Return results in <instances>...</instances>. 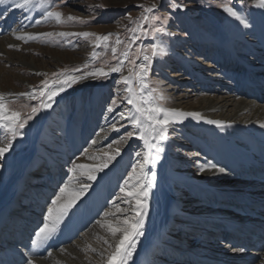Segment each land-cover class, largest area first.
<instances>
[{
  "label": "bare ground",
  "instance_id": "bare-ground-1",
  "mask_svg": "<svg viewBox=\"0 0 264 264\" xmlns=\"http://www.w3.org/2000/svg\"><path fill=\"white\" fill-rule=\"evenodd\" d=\"M23 2L24 0H5V3L0 5V14L5 11V15L0 18V95L4 96V102L8 106L10 105L8 101L20 99L25 103L40 102L41 107L34 114L35 118L28 130L29 133L27 132L29 136L26 149L19 151H14V148L10 149L4 157L0 158V264H9V257L13 264H108L109 256L114 253L120 239L124 238L123 233L119 232L113 236L108 225L125 226V219L129 224H133L136 219L134 201L129 203L132 198L121 191L124 187H121L117 182L118 165H121L122 162H117L120 152L115 150V141L111 139L116 134L115 125L120 117L116 112L106 113L100 117L97 115L99 108L96 109L92 104H89L87 108L82 105L77 108L70 124L69 118L71 117L69 114L67 115V127L70 126L71 130L68 131L71 133H67V130L65 132L60 124L58 125L61 122L60 119L66 115L62 111L63 114L60 117L61 111H59L55 129L57 134L54 139L57 143L49 145L52 136H47V129L53 125L51 119L55 117L50 110L60 104L59 100L69 93L68 90L73 84L64 82L69 78L75 79L76 82L86 78L94 81L105 76L89 75L91 72L100 70H95V65L99 60L94 58L95 55L88 54L83 56L84 58L88 56V59H85L83 70H75L71 74L62 76L60 79L48 83L47 87L45 84L39 89L34 88L30 83L32 80L28 78H31V75L33 78L44 77L43 65L50 64L51 60L57 57L55 54L49 53L48 62L47 60L44 62V58L40 54L36 57V53L25 46L26 41L39 37L46 38L43 35L45 33L52 34L53 31L43 32L31 28L30 19L39 13L37 19L42 22L57 20L46 16L48 11L46 0H33V3L23 9L16 7L18 3ZM226 18L228 24L221 32L219 43L218 41L214 42L213 46L220 50V43L228 44V49L222 47V51H232V55L235 57L231 56V58L239 59V48L249 51L247 46L250 44L243 43V40L252 42V39L256 44H259L256 54L263 59L264 16L256 22H253V18L256 17L250 16L252 20L248 28L228 14ZM64 21L62 18L58 25H63ZM50 24L52 25V23ZM17 36L24 38L17 39ZM66 36H69V33H66ZM47 39L49 38L47 37ZM96 47L105 51L110 47V43L101 39L98 40ZM159 48L164 49L166 54L169 52L165 47ZM10 49L14 52H10ZM48 52L50 51L48 50ZM81 54V52L75 53V60ZM177 57L183 65H188V61L184 57ZM119 62L114 67L120 66ZM138 62L142 61L138 60ZM234 64L235 62L232 61V65ZM240 68L242 67L237 66V69ZM110 69L103 71L108 73L109 77L119 75L118 80L121 82L120 89H122V77L128 76L129 73L111 72ZM248 69V74H250L248 76L255 77L253 70ZM185 74H188L190 79L194 78L196 83L183 89V102L176 103L171 98L169 99L171 103H167L165 106L168 108L165 109L182 113H199L200 119L183 116L174 118L170 124L193 134L191 136L187 133L186 136H190L195 148L201 152L199 158L202 159V162L198 161L199 163L194 164V167L199 169V177L193 179L189 177V172L186 169L177 170L179 164L171 160V157L166 156L164 151L160 152L159 158L156 159L155 148L149 150L142 140L144 151L141 154L140 163H143L144 153H149V160L143 165L144 179L145 182L151 181L153 186L147 200L148 208L144 224L140 229L142 235H129L125 239L126 247L132 252L126 264H168L167 262L171 264H212L213 261L227 264H264V249L255 251L252 244L254 241L264 242V127L260 126L264 124V102L259 103L261 96V99H264V78H260L259 83H256L257 88H255V84L250 82L253 79L234 76L231 78V84L234 89H238V92L230 91L231 95L227 96L229 98H215L221 96L219 90L216 91V95H212L211 90L207 89V81H203L199 76H197L198 78L193 77L189 71H186ZM45 77L47 78L46 75ZM61 87L64 88V91L59 92L53 100H48L46 95H40L42 92L47 93L49 90H58ZM222 88L223 84L220 89ZM20 90L27 95H21ZM204 90L209 93H202ZM125 94L128 96L126 91ZM152 94L153 91L147 89L140 95L150 104H158V101L154 103ZM163 94L160 93L158 99L163 97ZM191 95L199 96V98L192 99ZM30 96H35V98L30 99ZM187 100H192L193 105L189 104ZM45 104L51 106L44 107ZM127 109L131 116L136 114L132 105L124 110ZM207 121L219 122L221 126H217L216 123H207ZM61 124L65 125V122ZM92 131H96L99 136L98 140H88ZM136 133L139 137V130L136 129ZM2 140H4V132L0 129V141ZM150 142L163 148L164 141L150 140ZM42 143L49 145L51 150H46L47 145ZM195 144L200 147H196ZM57 154L63 155L58 160L59 168L54 164ZM14 155L17 156L11 159ZM109 157L114 158L109 159ZM105 162H107V166L99 171L98 169ZM79 165L86 167L79 168ZM213 165L215 167H211ZM37 166H40V169L34 173V168ZM201 168L204 171H201ZM220 169L224 171L220 172ZM90 172L95 176L92 180L88 179ZM33 174L35 175L32 176ZM152 174L156 176L154 181L151 179ZM58 177L59 180L61 177H65V185L68 186L60 204L67 203L71 193L82 192V194L63 217L56 232L46 240L33 243L36 240V232L43 227L45 220L54 219L57 214V206L53 205L52 201L61 195L62 188L53 190L57 185L55 179ZM165 177L172 178V181L166 183ZM135 183L136 181L132 180L129 187ZM170 184L179 190L168 191ZM51 185L54 187L52 188ZM83 185H89V187L84 189ZM116 188H119V193L122 192L126 199H123L125 202H121L122 199L117 201L120 205H127L126 208L119 210V215H123L124 218L116 217L112 212H108L104 214V219L100 218L97 221L103 225L104 231L90 229L81 236L77 235L81 230L82 222L88 219L92 211L97 210L101 202L104 201L102 198ZM165 189L167 192H164ZM47 191L55 192L51 201L53 217L48 218V213H46L38 223L37 214L32 213L31 210L39 211L41 203L47 200L44 195V192ZM181 192L184 197L199 202L201 207L202 205L205 207H202V210L196 208L198 209L195 211L197 216L209 215L211 221L182 215L186 214L185 208L189 209V205H185V208L184 205L180 206L182 204L180 202L182 200ZM193 209L194 207L191 208V210ZM239 210L244 211L242 213L245 217L230 218L235 214L234 212ZM210 211L213 213L210 214ZM215 211L221 213H215ZM129 213H132L131 217L128 216ZM168 216L174 218L172 222L175 223L172 224V227L169 225L172 223L171 219L167 224H164ZM222 216L230 218L231 221L215 218ZM224 222L230 226L224 225ZM237 223L245 225H236ZM171 232L176 234L179 239L173 236L171 239L168 236ZM75 235L78 239L74 245L65 246L67 239ZM158 238L160 239L158 240ZM247 238H250L251 243L243 244ZM191 239L212 245L202 246V243L197 241L189 251L183 249L182 247ZM180 240L181 243L178 242ZM157 241L166 244L167 247L170 246L174 251L169 250L168 253L163 254L164 251H158L156 248L158 254L155 255L160 258L157 257V262H150L151 259L149 260L147 257ZM217 241L220 244L213 245ZM96 244H100L104 248L96 249L94 247ZM245 246L247 249H244Z\"/></svg>",
  "mask_w": 264,
  "mask_h": 264
},
{
  "label": "rangeland",
  "instance_id": "rangeland-1",
  "mask_svg": "<svg viewBox=\"0 0 264 264\" xmlns=\"http://www.w3.org/2000/svg\"><path fill=\"white\" fill-rule=\"evenodd\" d=\"M46 1V9L48 11L60 12L62 14L61 19L63 18L66 22L64 21L63 25H58L57 21L42 22L37 19L39 17V13H37L30 19L29 25L31 28L39 29L43 32L53 31L51 35H48L49 33H45V35L43 36H46V38L39 37L37 39H32L31 41H26L25 46L29 50L34 51L36 53V57L40 54L41 57L44 58V62L45 60H47L48 62L50 55L49 53H52L53 55L55 54V57H57L56 59L51 60L50 64L47 63L43 65L42 70L47 78L45 77V75L44 77L36 78H33V75H31L32 77L30 76L31 78H28L32 80L30 81V83L34 86V88L39 89L43 85L51 83L52 81H56L62 76L71 74L75 70H83V68H85V59H88V56L86 58H84L83 56H86L88 54L95 55L94 58L99 60V62H97L95 65V70H109L111 67H114L118 63V61L124 60L123 54L126 51L128 52L129 58L134 59L138 50L142 49L147 51L152 45L165 47L167 48V50H169L166 55L159 57V59H156L158 57L152 59L150 67L148 69L147 78L149 89L153 91L152 98L154 103L158 101V105L163 107L164 109L168 108V106L165 105L167 103H171V100H169L171 98L175 100L176 103L183 102V89H185V87L187 86H190L191 84L196 83L194 78L190 79V76L188 74H185L186 71L191 72L193 74V77L195 78L199 76L203 79V81H207V89L211 90L210 92L212 95H216V91L219 90L221 92V94L219 95L221 96H217L215 98H229L227 96L231 95L229 94L230 91L238 92V89H234L231 84V78H233L234 76H239L241 78L248 77L250 79H253L250 80V82L255 84V88H257L256 83H259L258 81H260V78H264V58L261 59L256 54V51L259 48V44H256V42H254L252 39V42L243 40V43L250 44L247 46V48H249V51L239 48V59L231 58V56L235 57L234 55H232V51H222V47L228 49V44L220 43V50L213 46L214 42L218 41L219 43L221 32L228 24L226 18L227 13L223 11V5L227 4L228 6L233 7V9L237 11L238 15H240L249 24L252 20V18L250 19V16L256 17L253 18V22L262 19V17L264 16V9L256 8L254 6V0ZM174 2L183 4V10L177 9L176 11H173L170 5ZM153 4L157 5L154 13H144L143 9L141 7H138V5L150 7ZM3 15H5V11L1 12L0 18H2ZM144 15H148L149 17L155 15L158 17L156 20L149 19V21L143 23L145 31L151 33L153 27L155 26L162 27L163 32L159 34H150L148 36L134 33V29L137 27L138 23H141V17ZM68 16H73L77 19L68 20ZM129 17L131 18V20H129ZM165 18L167 19L166 23H164ZM15 23L16 20L14 21V24ZM50 23H52V25ZM85 32L92 35H89L88 37L80 35ZM61 33H69V36L60 35ZM134 35L137 38L133 41L132 38ZM103 36H109V39L107 41H109L110 43V47L105 51L100 50L96 47V44L98 43L96 37ZM47 37L49 39H47ZM117 38H119V40L122 42L119 45L116 44ZM112 47H116L117 49V53L115 56H113L112 54ZM48 50L50 52H48ZM10 52L14 51L11 50ZM77 52H81L83 55L81 54V56L79 58L77 57L78 59L75 60L74 54ZM177 56L184 57V59L188 61V65H183ZM138 60H141L142 62H138ZM232 61L235 62L234 65H232ZM141 63H143L142 58L136 59L137 65ZM129 66L130 65L128 61L124 60L122 70L124 74L128 73ZM237 66L242 68L237 69ZM248 68L253 70V75H255V77L252 78V76H248L250 75L247 71L249 70ZM118 78L119 75H112V77L105 76L98 78L97 80L95 79L94 81H92L90 78H86L73 83L72 87L68 90L69 93L64 95L62 99L59 100L60 104H58L56 107H52L50 110L55 115V117L51 119V124L53 125L50 124L51 127L47 129V136H52L49 145L52 146L54 145V143H57L56 141H54V139L56 138L55 135L57 134L55 132V129L57 127V119H59V111H61L60 117L63 114L62 111H64V114L66 115H64V117L60 119L61 122H59L58 125L60 124L65 132L67 130V133H71L68 132L70 130V126L69 128L67 127V115L69 114V116L71 117L69 118L70 124L72 123L73 117L75 116V112L78 110L77 108L82 105L87 108L89 104H92L96 109L99 108L97 115L100 117H103L106 113L109 114L112 112H116L117 115H119L120 120L117 122V125H115L116 134H114L111 140L115 141V150L120 152L119 156L117 157V162H122L121 165H118L119 174L118 177L116 176L117 182L121 187H125V181L129 180V175L132 173V169L141 162L140 160L142 156H137L136 153L140 152L142 154V152L144 151V147L142 140L137 136L136 129L132 127L131 120L128 119V117H131L129 109L124 110L126 107H129V104L126 100L127 96L124 90L125 85L123 84V88L120 89L121 82H119ZM221 84H223L222 89H220ZM134 86L137 89L139 87L137 83ZM252 90H254V88H252ZM19 92L20 94H23L22 90H20ZM160 93L165 94H163V99H158ZM202 93L209 92H205L204 90ZM261 97L259 103L264 102V99H261ZM190 98L198 99L199 96L197 97L191 95ZM113 101H115V103H113ZM8 103L10 104L9 107L11 109L17 110L22 114V119L31 114V108L35 107L39 110L41 107L40 102L25 103L20 99L8 101ZM141 103H143V101H141ZM188 103L193 105L192 100H189ZM109 108H111L112 111H109ZM120 113H123L124 115L121 116ZM34 118L35 115H33L32 119H30L31 121H27L24 128L22 129L23 131L21 132V134L12 141V150L13 148L14 151L26 149L29 136L28 130L30 129ZM63 122H65V125L61 124ZM128 132L134 133L131 138L127 137ZM187 133L188 135H191V132H187L173 125L168 126L167 139H165L164 143H162L163 149L166 153V156L171 157V160L179 164L177 170L186 169L189 172L190 178L197 179L199 177V169L197 167L195 168L194 164L202 162V159L199 158V155L201 156V152H198L199 150L195 148L190 136H186ZM73 137L75 138V136ZM98 138L99 136L98 134H96V131H92L88 137V140H98ZM43 145L47 144L44 143ZM49 145L46 146V150L50 148ZM196 147L200 146L196 145ZM17 155L12 156L11 159H14ZM62 156L63 155L60 156V154H57V162L54 161V164L57 167L58 165L60 167V162H58V160H60ZM116 163H114V165H116ZM39 169L40 166L34 168V173H37ZM34 175L35 174H33L32 176ZM54 177H56V175ZM165 178L166 183H168V181H172V178L170 177ZM65 180V177H61L60 180L59 177L58 179L56 178L55 181L57 185L53 190L63 188V186L65 185ZM51 187L53 188L54 185H51ZM118 189L119 188H116L115 190L110 191L109 193H107V195H105L104 198H102L104 201L101 202V205L97 208V210L92 211L89 214L88 219L85 222H82V226L80 227L81 230L77 235L81 236L90 229H96L99 232L101 230L104 231L105 229L103 228L102 224L97 223V221L100 220V218L104 219V214L108 212H112L116 217L120 216L119 210L121 208H126L127 205L123 206L120 205L119 202H117L120 199H122L121 202H125L124 200H126L122 192L119 193L120 190L118 191ZM178 190L179 189L174 188L172 184L168 186V191ZM164 192H167V190L165 189ZM44 193L47 200L41 203L39 211L35 212V209L31 210L32 213L37 214L36 220H38V223H40L42 217L49 212V209H51V201L53 200L52 196L55 195L54 191H47ZM99 198L96 199L98 200ZM180 202L182 203L180 206L184 205V208L186 207L185 205H189V209L185 208L186 214L182 215L188 216L189 218L200 217V219L202 220L211 221L208 217L209 215L201 217L195 214V211L198 210L196 208H199V210H202V207L205 208L203 205L201 207V203L194 202L192 199L184 197L183 193L182 200ZM193 207L194 209L191 210V208ZM242 212L244 211L239 210L237 212H234L235 214L231 215L230 218L238 219L245 217L243 215L244 213ZM211 213L213 212L210 211V214ZM215 213L221 212L215 211ZM131 214L132 213H129L128 216L131 217ZM120 218H124V216L121 215ZM215 218L231 221L230 218H225L223 216ZM170 219L171 222L174 220L173 217L171 218L168 216L166 221H164V224H167ZM174 223L175 222L169 224L170 227H172V224L174 225ZM213 223H215V221H213ZM223 224L230 226L226 222H224ZM236 225L245 224L237 223ZM107 232L109 233V231ZM77 235L70 239H67L65 243L66 245H64H74L75 241L78 239ZM168 236L171 237V239L172 236L179 239V237H177L176 234H172V232ZM108 237L110 240V236ZM159 239L160 238H158V240ZM197 241L200 242V240L191 239L187 241L182 248L188 249L189 251L190 248L194 246V242ZM178 242L181 243V240ZM217 244H220V242L217 241L213 243V245ZM201 245L211 246L212 244L203 242ZM94 247L96 249L104 248V246L100 244H96ZM156 248H158V251H164L163 254L168 253L169 250L174 251L170 246L167 247L166 244L157 241L151 248L149 252L150 254L148 253L149 255L147 258H149V260L151 259L150 262H157L158 260V256L155 255L158 254ZM91 257L93 258V255ZM196 259L199 260L198 258ZM164 260L166 261V259ZM200 261L203 263L201 259ZM167 263L171 264L169 262Z\"/></svg>",
  "mask_w": 264,
  "mask_h": 264
},
{
  "label": "snow or ice",
  "instance_id": "snow-or-ice-1",
  "mask_svg": "<svg viewBox=\"0 0 264 264\" xmlns=\"http://www.w3.org/2000/svg\"><path fill=\"white\" fill-rule=\"evenodd\" d=\"M5 3V0H0V5H3ZM31 3H33V0H24L23 3H18L16 5L17 8H25L29 6ZM254 6L259 9H264V0H254ZM138 7H141L144 11V13H154L156 10L157 5L153 4L150 7H144L143 5H138ZM173 11H176L177 9L183 10V4L179 2H174L170 5ZM223 11L226 12L229 16L234 17L236 20L240 21L241 24L245 28L250 27V25L240 16L238 15L237 11L233 9V7L228 6L227 4L223 5ZM47 17L55 18L57 22L61 20L62 14L58 11H47L46 12ZM158 17L155 15H152L149 17L148 15H144L141 17V23L137 24V27L134 29V33H139L143 36H148L150 34H159L163 32L162 27H153L152 32H147L144 30L143 23H146L149 21V19L156 20ZM68 20H75L76 17L68 16ZM129 20L131 18L129 17ZM167 22V19L165 18L164 23ZM48 35H51L50 33ZM60 35H66L65 33H61ZM80 35H83L84 37H88L89 35H92L90 33H82ZM24 37L17 36V39H23ZM34 38V37H30ZM137 37L133 36V41ZM155 38V37H153ZM97 40H105L107 41L109 39V36H103V37H96ZM122 42L119 40V38L116 39V44L119 45ZM113 56L116 55L117 49L116 47H112L111 49ZM150 53V54H149ZM124 60H127L129 63L128 67V76L122 77V83L125 85V91L128 93V96L126 97L127 103L129 105H132L135 109V115H132L131 117H128V119L131 120L132 127L134 129L139 130V138L141 140H144V143L148 146L149 150L152 148H155L157 152L156 159L159 158V153L163 152L164 149L162 147H159L158 145H153L150 140H156V141H164L167 139L168 136V126L173 122L174 118L177 117H183V116H192L194 119H200L199 113H182L175 110L169 111L167 109H164L163 107L159 106L158 104H150L148 100H144L143 97L139 94H142L145 92V90L149 89V84L147 82L148 78V69L150 67V63L153 58L156 57H162L166 55V52L164 49L159 48L157 45H152L147 51L145 50H138L135 58L130 59L128 52L126 51L124 54ZM143 60V63L137 65L136 59ZM124 60H121L120 66L118 67H112L110 69L111 72H122L123 70V64ZM138 69V71H137ZM108 73L104 72L103 70H100L99 72H91L89 75L91 76H107ZM64 83H76L75 79L69 78L68 81H65ZM138 83L139 87L138 89L135 88V84ZM47 87V84L45 85ZM64 91V88L61 87L58 90H49L47 93H40V95H46L48 100H53L59 92ZM21 95H27V94H21ZM31 98H35V96H30ZM4 96L0 95V129L4 132V140L0 141V158L5 156V153L8 152L12 148V141L16 139L18 135L21 134V129L24 128L25 124L28 120L32 119V116L38 112V109L33 107L31 108V114L28 115L26 118H21V113L17 110L9 108L8 104L4 103ZM160 99H163V97H160ZM143 101V103H141ZM115 103V101H113ZM147 105V106H144ZM50 104H45L44 107H50ZM109 111H112L111 108H109ZM162 114V115H161ZM121 116H123V113H120ZM207 123H216L217 126H221L219 122L215 121H207ZM261 127H264V124L260 125ZM133 132H128L127 137L131 138L133 136ZM119 143V142H118ZM118 154V152H117ZM137 156H140L141 153L137 152ZM114 157H109V159H113ZM149 160V153H144L143 155V163H138L136 167L132 169V173L129 175V180L125 181V187L121 189L122 192H125V195L128 197H131L132 199L129 201V203H132L134 201L135 203V214L136 219L133 224H129L128 220H124L125 226L120 225H108L109 231L113 236H115L118 232L123 233L124 238L120 239L119 244L116 246L114 253L109 256L108 264H126L127 260L131 257L132 252L129 250L125 245V239L129 235H142V232L140 229L143 227L144 224V217L147 214V200L149 197L150 189L152 188L151 181L145 182V173H144V163H147ZM107 166V162L101 165V167L98 169L99 171H102L104 167ZM79 168H85V165H79ZM211 167H215L214 165ZM139 169V173H138ZM201 171H204L203 168H201ZM220 172H223V169L219 170ZM95 176L93 173L88 174V179L92 180ZM152 181L156 179L155 174H152ZM132 180H135V184H131L129 187V184ZM67 185H65L64 188H62L61 195L57 196L56 199L52 201L53 205L57 206V214L54 219H46L43 227L39 229L38 232H36V240L33 243L43 241L48 239L53 233L56 232L58 225L62 222L63 217L67 214V212L71 209V207L75 204L76 200L79 199V196L82 194V192H74L69 194L70 198L68 199L67 203L60 204L59 202L62 200V197L67 192ZM89 185H83L84 189H87ZM53 217V211L52 209H49L48 212V218ZM103 226V225H102ZM134 247V245H133Z\"/></svg>",
  "mask_w": 264,
  "mask_h": 264
}]
</instances>
